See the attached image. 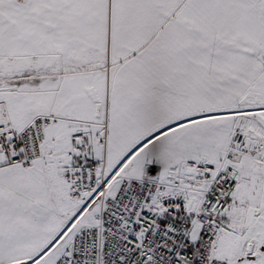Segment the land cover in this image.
<instances>
[{
    "label": "snow or ice",
    "instance_id": "6c2138e0",
    "mask_svg": "<svg viewBox=\"0 0 264 264\" xmlns=\"http://www.w3.org/2000/svg\"><path fill=\"white\" fill-rule=\"evenodd\" d=\"M0 264H264V0H0Z\"/></svg>",
    "mask_w": 264,
    "mask_h": 264
}]
</instances>
